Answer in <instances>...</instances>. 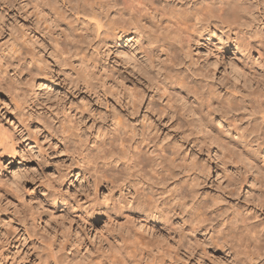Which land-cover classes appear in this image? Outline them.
I'll use <instances>...</instances> for the list:
<instances>
[{
  "label": "clouds",
  "instance_id": "1",
  "mask_svg": "<svg viewBox=\"0 0 264 264\" xmlns=\"http://www.w3.org/2000/svg\"><path fill=\"white\" fill-rule=\"evenodd\" d=\"M0 264H264V0H0Z\"/></svg>",
  "mask_w": 264,
  "mask_h": 264
}]
</instances>
